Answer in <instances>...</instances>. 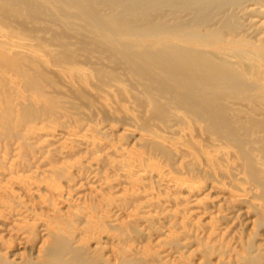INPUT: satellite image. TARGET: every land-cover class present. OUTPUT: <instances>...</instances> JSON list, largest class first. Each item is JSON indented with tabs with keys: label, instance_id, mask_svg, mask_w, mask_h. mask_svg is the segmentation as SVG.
<instances>
[{
	"label": "bare ground",
	"instance_id": "bare-ground-1",
	"mask_svg": "<svg viewBox=\"0 0 264 264\" xmlns=\"http://www.w3.org/2000/svg\"><path fill=\"white\" fill-rule=\"evenodd\" d=\"M0 264H264V0H0Z\"/></svg>",
	"mask_w": 264,
	"mask_h": 264
}]
</instances>
